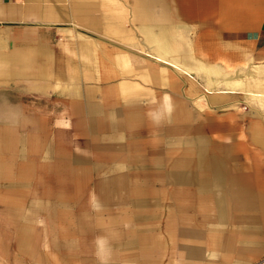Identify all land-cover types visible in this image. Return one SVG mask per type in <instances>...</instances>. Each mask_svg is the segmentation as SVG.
I'll return each mask as SVG.
<instances>
[{
	"label": "crops",
	"instance_id": "1",
	"mask_svg": "<svg viewBox=\"0 0 264 264\" xmlns=\"http://www.w3.org/2000/svg\"><path fill=\"white\" fill-rule=\"evenodd\" d=\"M129 72H138L137 85L127 80ZM2 77L16 84V100L0 96V168H11V177H18L15 148L30 151L24 180H33L34 153L48 155L42 168L58 176L81 178L96 168L48 148L45 118L24 104L67 105L79 122L74 130L104 152L107 165L97 184L106 208L95 211L109 215L99 245L105 258L113 254L104 264H173L174 255L183 264H229L232 257L241 264L242 247L231 227H244L238 232L245 244L264 236V212H257L263 208L264 172L257 160L249 172H236L232 147L202 145L197 151L192 144L172 154L178 122L188 124L193 115L187 99H178L180 88L187 95L201 86L264 101V0H0ZM83 79L91 84L83 86ZM146 79L155 109L147 115L156 126L148 140L142 105H128L147 102L140 101ZM131 88V95L124 92ZM162 90L168 98H161ZM106 105L117 108L107 112ZM100 112L113 122L105 134ZM163 113L177 125L162 128ZM60 115L54 112L52 119ZM35 121H43V134ZM19 123L29 124L31 133L20 134ZM250 136L264 150V128H251ZM259 165L264 169V162ZM127 201L131 212H110ZM189 213L201 219L198 228H188L196 221L187 219ZM213 251L218 256L211 257Z\"/></svg>",
	"mask_w": 264,
	"mask_h": 264
},
{
	"label": "rangeland",
	"instance_id": "2",
	"mask_svg": "<svg viewBox=\"0 0 264 264\" xmlns=\"http://www.w3.org/2000/svg\"><path fill=\"white\" fill-rule=\"evenodd\" d=\"M126 75L127 80L137 85L138 72H129ZM224 75L228 77L234 74L226 73ZM82 77L88 78V73H82ZM177 77L180 78L179 75ZM114 78L115 81L118 79L116 76ZM14 79L0 78L1 97L9 96L16 100ZM142 81L145 84L142 85L144 89L140 101L146 99L147 102L135 104L133 103L135 101H132L128 105H142L143 116L146 119L149 118L145 123L147 125L143 128L144 139L148 140L153 138L154 129L156 130V126L150 122L152 117H149L152 116L155 109L154 105L149 104L152 100L148 98L153 97L152 89H147L150 88L149 81L147 79ZM82 84L87 86L91 84V81L83 79ZM133 91L131 88L124 92L131 95ZM162 91L161 98H168L166 90ZM178 92V99H187L190 105L189 110L193 112V115H190L191 119L188 118V124L178 122L177 125L172 120L165 121V114H162V128L165 125L171 127L177 125V129H180L178 132H181L176 136L178 138L176 144L171 145L172 154L174 151L178 153L186 145L191 146L192 144L197 151H200L199 146L202 145L210 146L212 149L232 147L236 157L233 159L232 166L238 167V169H234L236 172H249L251 170L250 163L254 160H257L258 171L264 172V169L259 165L261 161L264 162V150L258 144L253 143L250 136L251 128L256 126L264 128L263 100L255 99L246 93H209L201 86L197 92H189L188 95L184 88H180ZM214 95H228V97L220 99V102H212L210 98ZM24 106L37 118H45L48 148L56 149L70 157L77 155L81 158V162L93 164L96 168L90 175L81 178H74L71 175L58 176L42 168L49 162L48 155L44 159V154L35 155L34 153L31 157L34 167L29 172L31 173L29 176L33 177V180H24L26 177L23 174H26L25 171L28 168L25 157L30 151L15 148L18 159L12 169L17 171L18 177L10 176L11 168L5 167L3 170L0 168V174H3L0 179L2 183L0 185V264H104L108 262L109 256L112 257L113 253L110 252L107 256L108 259L105 258V249L100 247L99 243L102 231H106L107 216L109 215H97L95 212L96 210L105 212L106 208V203L101 198L102 185L97 184L103 179L100 176L104 170L100 168L107 165L104 152L91 147L88 143L89 137L87 135L81 137L74 130L73 125L77 120L74 121L76 117H73L70 110H67V105L29 103ZM126 106L123 105V107ZM104 108L108 112L117 106L106 105ZM54 112L61 113L59 116L61 119L57 122L52 119ZM107 112L98 114L101 117L106 116L99 124L102 134L107 129H113L111 116H107ZM42 122L35 121L34 125L43 134L45 129ZM5 124L7 128L14 130L12 122L7 121ZM22 124H18V132L24 135L31 133L32 127L28 124L20 128ZM78 124L79 122L76 123V125ZM22 137L26 138V136ZM24 181H29L31 184L27 186L19 184ZM16 183L19 185L16 186ZM262 190L263 208H259L257 212H264V187ZM111 209L110 212H131L134 210L128 201L122 206H112ZM114 219L118 221V217ZM187 219L196 220L190 224L189 229L199 227L197 223L201 219L198 216L189 213ZM261 226L262 219H259L257 227ZM231 228L237 236L236 246L242 247L244 258H242L241 264H264V236L259 233L257 241L253 240L252 243L245 244L240 239L241 233L238 232L244 227L237 223ZM235 233L231 232V234ZM211 253V257L218 256L217 251ZM229 255L233 256L234 253ZM232 258L234 260L229 264L237 261V257ZM170 259L173 264H183L177 255L171 256Z\"/></svg>",
	"mask_w": 264,
	"mask_h": 264
}]
</instances>
